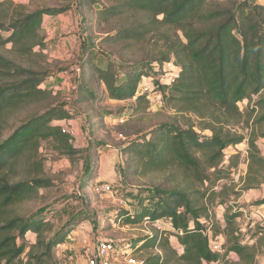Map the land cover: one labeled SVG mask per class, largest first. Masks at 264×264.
<instances>
[{"label":"trees","instance_id":"trees-1","mask_svg":"<svg viewBox=\"0 0 264 264\" xmlns=\"http://www.w3.org/2000/svg\"><path fill=\"white\" fill-rule=\"evenodd\" d=\"M77 4L82 11L98 7L93 19L88 20L92 21L88 36L92 45L82 54L79 77L83 80L73 103L104 96L141 105L148 101V92H140L148 78L145 69L155 63L165 69L154 84L156 89L163 102L184 118V122L173 117L159 123L147 134L130 140L124 149V153L129 151L128 171L132 175L178 171L191 178V185L136 188V206L130 197L121 196L129 209L118 208L125 209L122 217L128 221L143 218L170 227L148 234L136 244H118L131 252L136 247L161 251L140 260L142 264H255L256 246L242 239L238 225L243 210L227 214L221 231L209 203L226 192L225 187L215 190L218 181L230 176L233 166L235 156L225 166L226 149L244 139L230 128L245 117L240 104L250 103L264 90V6L245 10L223 7L215 0H112L111 4L77 0ZM71 7L30 11L11 0H0V46L11 44L10 53L20 59L36 53V47L43 50L40 28L44 17L65 13ZM95 33L98 38L93 37ZM96 45L112 48L109 55H116L117 60L108 58L105 67L99 66L92 50ZM169 62L178 69L173 81L166 65ZM58 73L25 68L0 53V264H57L55 250L69 235L66 228L55 232L49 213L34 218L18 210L23 203L42 197L40 190L54 183L44 173L42 142L52 143L55 150L70 157L79 153L71 133L53 124L74 117L65 103L56 101L60 93L44 86ZM92 81L104 87V94L95 92ZM50 100L52 105L11 130L12 119ZM184 114L195 115L197 122ZM250 146L259 151L254 138ZM251 158L257 159L253 152ZM261 204L264 197L257 202ZM207 230L216 237L225 236L224 251L211 250ZM171 231L177 236L178 248L170 243ZM31 233H35V240H31ZM230 253L239 259L233 262Z\"/></svg>","mask_w":264,"mask_h":264},{"label":"rangeland","instance_id":"rangeland-1","mask_svg":"<svg viewBox=\"0 0 264 264\" xmlns=\"http://www.w3.org/2000/svg\"><path fill=\"white\" fill-rule=\"evenodd\" d=\"M11 1L14 4L24 5L26 10L30 11L42 7L72 6L65 13L44 17L40 28L45 42L43 50L36 47L34 51L36 53L20 59L16 58L14 53H10L12 45L8 44L5 47L0 46V53L34 71L49 70L56 73L59 70V73L49 78L44 86H51L55 93H60L56 101L65 103L74 117L70 120H56L53 124L61 125L70 132L74 137V147L79 150V153L70 157L55 150L52 143L42 142L40 155L44 160V173L54 183L51 187L40 190L42 197L23 203L18 210L34 215V218L49 213L55 232L60 231L61 228H66L65 231L69 232L66 241L55 250L57 264H85L82 254L95 252L97 242L101 238L122 244L128 242L136 244L148 234L169 228L170 224L159 223L161 227L159 228L156 224L147 223L143 218L135 222L128 221L122 217L125 209L118 208L119 200L123 195L130 197L133 206H136L137 199L134 194L139 187L148 190L146 188H154L159 184L168 187L177 183L182 186L191 185V178H186V175L178 171L153 172L139 177L128 171L129 151L124 153V149L130 140L147 134L159 123L173 120V117L184 122V118H181L183 114L164 103L161 92L154 85L157 79L163 76L165 69L163 71V68L155 63L145 69L148 78L146 77V81L140 86V92H148V101H144L141 105L134 100L117 101L104 96L101 99L75 104L72 99L77 93L80 81L83 80L79 77L82 54L85 50L84 54L89 52L92 45L88 37L92 21L88 20H91V17L93 19L94 11L98 6L82 11L77 0ZM215 1L220 2L223 7L240 6L245 10L255 5L264 6V0ZM101 2L111 4L112 0H101ZM4 36H8V33H4ZM93 37L98 38L99 34L95 33ZM110 49L112 48L96 45L92 49L97 56L95 63L105 67L108 58L117 60L116 55H109ZM149 77L154 80H149ZM92 84L97 94L103 93L102 85L96 84L95 81L90 83ZM253 101L240 104L245 117L241 123L230 127L234 133L243 135L244 139L240 144L226 149L225 166L230 164L232 157L235 156L233 166L230 176L218 181L215 186L216 191L225 187L226 192L209 204L213 220L221 227V231L226 225V215L237 209H243V215L238 219V225L242 228V239L247 243L255 244L257 252L255 264H260L259 258L264 259V204L257 205V202L264 197V90L258 96L255 95ZM50 105H52L51 100L32 106L19 114L10 121L11 130ZM252 107L254 111L251 113ZM184 116H190L197 122L195 115L184 114ZM7 132L9 133L10 130L8 129ZM253 138L259 151L250 146ZM252 152L257 157L255 161H252ZM202 159L205 160V157ZM125 170L128 171L126 175ZM249 178L255 182L250 183ZM167 180L175 181L168 184ZM94 183H109L113 191L98 193L93 189ZM192 183L198 189L199 185ZM199 189L203 190V187ZM124 206L129 209L128 205ZM117 209L119 216L115 217ZM69 223L70 225H67ZM169 234L171 245L178 248L177 236L173 231ZM30 237L31 240H35V233H31ZM216 239L221 243L226 240L222 234ZM157 252L161 251L136 247L132 255L143 261L150 254ZM228 257L233 262L238 258L235 253H230Z\"/></svg>","mask_w":264,"mask_h":264},{"label":"built area","instance_id":"built-area-1","mask_svg":"<svg viewBox=\"0 0 264 264\" xmlns=\"http://www.w3.org/2000/svg\"><path fill=\"white\" fill-rule=\"evenodd\" d=\"M166 65L170 81H173L178 73V69L172 62H169ZM94 190L98 193L111 192L113 191V188L109 183H99L95 185ZM125 204V201L121 199L119 200L120 206H124ZM156 225L161 228L159 224ZM205 234L209 238L210 248L213 252L224 251V242L221 243L218 241V239H216L217 237L213 235L211 230H207ZM82 257L85 264H142V262L135 258L132 255V252L127 249V246H120L117 241L102 238L98 240L95 252L90 254L85 252L82 254Z\"/></svg>","mask_w":264,"mask_h":264},{"label":"crops","instance_id":"crops-1","mask_svg":"<svg viewBox=\"0 0 264 264\" xmlns=\"http://www.w3.org/2000/svg\"><path fill=\"white\" fill-rule=\"evenodd\" d=\"M242 210H243V209H242ZM238 259H239V257L237 258V260H238ZM259 263H260V264H264V259H261V260H260V258H259Z\"/></svg>","mask_w":264,"mask_h":264}]
</instances>
